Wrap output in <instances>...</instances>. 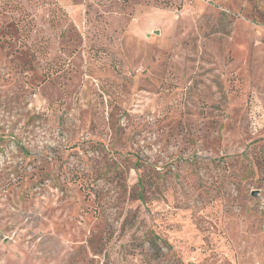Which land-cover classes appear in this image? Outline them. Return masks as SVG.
Returning a JSON list of instances; mask_svg holds the SVG:
<instances>
[{
  "label": "rangeland",
  "instance_id": "374dc122",
  "mask_svg": "<svg viewBox=\"0 0 264 264\" xmlns=\"http://www.w3.org/2000/svg\"><path fill=\"white\" fill-rule=\"evenodd\" d=\"M0 264H264V0H0Z\"/></svg>",
  "mask_w": 264,
  "mask_h": 264
}]
</instances>
